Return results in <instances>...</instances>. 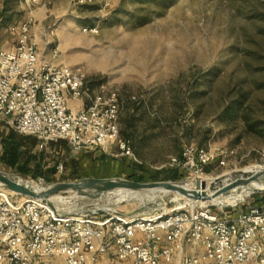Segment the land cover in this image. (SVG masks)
<instances>
[{"label": "rangeland", "instance_id": "obj_1", "mask_svg": "<svg viewBox=\"0 0 264 264\" xmlns=\"http://www.w3.org/2000/svg\"><path fill=\"white\" fill-rule=\"evenodd\" d=\"M46 2L51 15L41 28L39 50L49 55L57 48L91 91L120 95L119 141H130L132 156L114 145L109 157L160 169L184 147L211 150L219 158L205 176L186 174L178 181L187 186L261 169L255 167L264 152V0H111L108 7L105 0ZM3 6L0 0V13ZM22 8L17 0L7 17L0 15V47L14 45L9 27L24 19ZM95 27L97 35L85 31ZM236 101L242 108L229 116L226 108ZM242 113L260 132L245 128ZM48 151L43 156L53 166L66 161ZM251 195L244 199L250 202ZM181 199L173 193H113L91 201L64 193L52 201L64 214L98 209L142 215Z\"/></svg>", "mask_w": 264, "mask_h": 264}, {"label": "built area", "instance_id": "obj_2", "mask_svg": "<svg viewBox=\"0 0 264 264\" xmlns=\"http://www.w3.org/2000/svg\"><path fill=\"white\" fill-rule=\"evenodd\" d=\"M44 1L21 0L27 16L9 27L15 43L0 47V123L35 137L39 153L60 141L73 153L111 154L116 145L132 156L129 141H119V93L91 91L57 48L48 56L39 50L34 11ZM71 99L86 103L71 110ZM259 156L255 168H264V152ZM218 158L207 148L184 147L167 166L203 177ZM55 168L64 173L63 163ZM35 186L47 184L38 179ZM252 196L224 206L185 200L142 215H72L0 189V264H264V202Z\"/></svg>", "mask_w": 264, "mask_h": 264}, {"label": "water", "instance_id": "obj_3", "mask_svg": "<svg viewBox=\"0 0 264 264\" xmlns=\"http://www.w3.org/2000/svg\"><path fill=\"white\" fill-rule=\"evenodd\" d=\"M243 170L225 174L212 182L209 188L204 181L195 179L192 189L185 184L174 181L158 182H134L123 177L111 178H81L76 181H63L51 183L45 187L29 185L18 181L14 174L0 170V189L14 193L18 196L35 198L49 207L55 209L53 199L64 193H74L77 198L97 201L106 194H157L173 193L189 201L206 202L210 199L238 190L248 189L250 194H264V169L255 172ZM109 212V211H108ZM104 211L93 209L92 211H76L72 215L102 214Z\"/></svg>", "mask_w": 264, "mask_h": 264}, {"label": "trees", "instance_id": "obj_4", "mask_svg": "<svg viewBox=\"0 0 264 264\" xmlns=\"http://www.w3.org/2000/svg\"><path fill=\"white\" fill-rule=\"evenodd\" d=\"M17 0H4V6L0 13L1 16H6L11 10L12 4ZM7 17V16H6ZM1 27V24H0ZM241 103L236 101L231 106L227 107L229 116L232 115L233 110L242 108ZM245 128L251 132H260L257 129L255 123L249 122L248 116L243 113L241 114ZM239 116V114H238ZM3 129H0V165L11 170L16 175L31 179L33 181H38V179H43L45 183L51 184L55 182H71L79 180L83 177L79 175V170H77L78 163L74 159H70L68 155L70 151L69 147L65 142H58L51 145V149L55 151V155L59 158L64 159V173L71 168V174L62 175L56 174L55 166H53V159H47L43 156V153L37 152L38 140L32 136H22L14 132L12 129L0 123ZM130 143V141H129ZM58 158H56L58 160ZM102 159L105 158L104 155L101 156ZM54 159V161L56 160ZM125 162V158L123 159ZM52 161V163L50 162ZM68 163L65 167V164ZM132 169L130 173L122 176L123 178L132 180L134 182H160V181H174L178 182L186 175L184 172H180L176 168L164 166L160 169H152L142 164L132 163ZM64 175V176H63ZM62 177V178H61ZM85 177V176H84ZM87 178V177H86ZM254 198L261 197L264 202V194H253ZM259 201V200H258Z\"/></svg>", "mask_w": 264, "mask_h": 264}, {"label": "crops", "instance_id": "obj_5", "mask_svg": "<svg viewBox=\"0 0 264 264\" xmlns=\"http://www.w3.org/2000/svg\"><path fill=\"white\" fill-rule=\"evenodd\" d=\"M46 1H44L42 5L37 6L34 11V17L36 18L35 25L33 27V34L37 43L38 40H41L44 37V35L41 34V28L44 29L45 20L51 15V13L49 14L50 10L46 8ZM22 9L24 10V18H26V11L24 7ZM85 103L86 102L84 100L71 99L68 101V106L71 110H78L84 107ZM102 155L105 156L104 159L101 158ZM67 156H69L70 159L76 160L78 163L77 170H79V175L83 178L94 177L109 179L117 176L122 177L130 173L132 169V163H130L129 160L125 159L124 162V158L113 155V158L109 157L102 149H85L80 153L69 152ZM70 174L71 168L66 171V175Z\"/></svg>", "mask_w": 264, "mask_h": 264}, {"label": "bare ground", "instance_id": "obj_6", "mask_svg": "<svg viewBox=\"0 0 264 264\" xmlns=\"http://www.w3.org/2000/svg\"><path fill=\"white\" fill-rule=\"evenodd\" d=\"M261 169H264V168H261ZM260 170V169H259ZM252 172H255V171H252ZM21 178L18 177V181L19 182H22V183H25V184H29V185H35V183H29V182H24V180H20ZM207 185V188H209V183H206ZM187 188L189 189H192L193 187L192 186H187ZM248 190V189H246ZM246 190H242V191H239V192H235V193H231L229 195H222V196H219V197H216V198H213V199H210L208 202L210 203H214V204H218V206H224L226 204H230V203H235V202H238V201H241L248 197L250 195V191H246ZM182 198V197H181ZM183 199V198H182ZM187 201H189L188 199H185ZM191 204L194 203V204H197V205H209V204H206L205 202H202V201H189Z\"/></svg>", "mask_w": 264, "mask_h": 264}]
</instances>
